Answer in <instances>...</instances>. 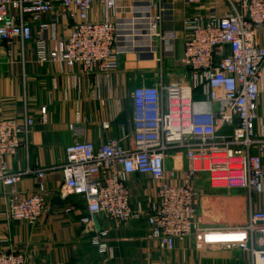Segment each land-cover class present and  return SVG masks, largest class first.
I'll return each instance as SVG.
<instances>
[{
	"label": "built area",
	"instance_id": "2783aa9c",
	"mask_svg": "<svg viewBox=\"0 0 264 264\" xmlns=\"http://www.w3.org/2000/svg\"><path fill=\"white\" fill-rule=\"evenodd\" d=\"M162 1L148 2L140 36L156 62L155 83L131 90L132 131L121 141L111 139L100 146L77 141L66 147L59 166L11 171L7 160L31 147L35 121L27 114L0 119L5 201L0 218L37 224L51 210L45 181L60 171L61 197L76 196L86 205L81 223L87 233L94 232L95 216L115 227L145 223L148 238L168 253L188 248L193 239L198 251L222 247L248 253L252 264H264V135L256 131L264 79V0H214L229 8L223 16L214 8L206 13V0H181L190 11L183 23V55L176 66L187 75L169 84L166 76L175 67L165 62L172 56L167 44L176 34L172 23H166L169 11ZM96 4L103 13L100 21L91 18ZM118 5L119 0H0V45L9 58L19 46L21 56L32 48L39 66L59 64L68 72L80 67L97 89H108L116 81L123 53L116 47ZM46 16L51 20L45 22ZM61 18L69 29L66 37L58 35ZM40 114L46 123L45 107ZM114 121L113 115L102 129L110 130ZM80 122L74 128L78 137L84 133ZM173 162L176 167H170ZM135 176L155 184L147 200L132 196L129 179ZM28 177H35L37 186L23 195L17 185ZM199 184L213 193L240 192L249 206L246 222L208 225L198 205ZM97 232L92 245L100 254H111L103 240L107 233ZM0 264H28V258L14 249L0 250Z\"/></svg>",
	"mask_w": 264,
	"mask_h": 264
},
{
	"label": "crops",
	"instance_id": "0c3cea01",
	"mask_svg": "<svg viewBox=\"0 0 264 264\" xmlns=\"http://www.w3.org/2000/svg\"><path fill=\"white\" fill-rule=\"evenodd\" d=\"M148 2L153 4L156 0H119L120 21L116 47L123 53L116 81L108 89L105 86L97 89L93 78L84 74L80 67L68 72L59 64L39 66L34 62L32 48H27L26 54L21 56L19 46L18 52L16 46L14 48V57L9 58L6 47L0 45V119H21L27 114L35 121L31 129V147L20 150L7 160L11 171L56 167L62 163L66 147L77 141H88L100 146L111 139L121 141L124 134L131 133V90L142 84L152 85L156 79L155 59L148 53L146 44L142 42L144 39L140 37L146 26ZM162 3L169 11L166 23H172V31L176 34V39L167 44L172 49V56L165 62L168 68L175 67V71L166 76L165 81L169 84L182 81L187 75L185 69L176 65L183 55V23L190 10L181 0H163ZM210 8H214L221 16L229 11L223 2L206 0V13ZM102 17V9L96 4L91 18L100 21ZM49 20L51 16L44 19L45 22ZM58 22V35L66 37L69 32L67 22L62 18ZM261 44L264 45V35ZM260 92L256 131L264 135V79L260 83ZM43 107L46 108V123L41 121L40 109ZM113 115L115 121L111 129L103 130L102 123ZM79 119V126L84 132L81 137L74 133ZM121 125H124V130ZM122 146L127 147L128 142H122ZM182 158L181 166L185 168L187 164ZM169 165L176 167L177 163ZM36 186L37 179L28 177L17 188L21 194L28 195L33 193ZM62 186L60 171L53 172L45 181L51 210L43 214L37 224L8 222L0 218V250L14 249L25 253L28 264H252L251 255L237 250L212 247L198 251L193 239L188 248L168 253L159 248L158 242L148 238L145 223L115 227L98 217L94 232L87 233L86 226L81 223L87 215L85 203L76 196L62 198ZM129 186L134 199L142 201L147 200L155 189V184L139 176L131 177ZM199 186L201 197L198 205L204 209L202 214L206 223L212 226L227 225L220 222L219 218L223 216L220 215L223 213L222 208L226 212L227 209H233L231 202H221L219 192L205 190L202 184ZM204 192L210 196L204 197ZM54 197H60L62 204H52ZM4 208L0 185V211ZM244 208L248 214L246 202ZM100 230L107 233L103 240L111 248V254H100L91 243V238L97 236Z\"/></svg>",
	"mask_w": 264,
	"mask_h": 264
},
{
	"label": "rangeland",
	"instance_id": "374dc122",
	"mask_svg": "<svg viewBox=\"0 0 264 264\" xmlns=\"http://www.w3.org/2000/svg\"><path fill=\"white\" fill-rule=\"evenodd\" d=\"M203 195H205L204 197L210 196L209 194H207V192H204ZM222 196H225V197H222ZM218 198H219V201L221 202H225V203L231 202L230 204L233 206V209L232 210L227 209V212L225 211L224 208H222L223 213L221 212L222 214L220 215H223V216L219 218L220 222H225L223 224H227V225L228 224H242L246 222V218H247L246 212L247 211L244 208L245 200L241 196L240 192H234V191L228 192V191L223 190L219 192ZM221 202H220V205H223L221 204ZM201 205H203V202ZM201 210L202 212L204 211L202 206H201Z\"/></svg>",
	"mask_w": 264,
	"mask_h": 264
},
{
	"label": "water",
	"instance_id": "95a60500",
	"mask_svg": "<svg viewBox=\"0 0 264 264\" xmlns=\"http://www.w3.org/2000/svg\"><path fill=\"white\" fill-rule=\"evenodd\" d=\"M51 203L54 204V205H61L62 204L60 197H54L52 199ZM94 221H95V223L97 222V217L96 216L94 217Z\"/></svg>",
	"mask_w": 264,
	"mask_h": 264
}]
</instances>
